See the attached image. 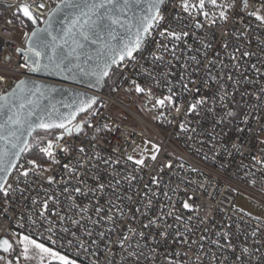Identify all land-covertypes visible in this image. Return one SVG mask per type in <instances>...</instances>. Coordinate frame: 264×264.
<instances>
[{"label":"built area","instance_id":"1","mask_svg":"<svg viewBox=\"0 0 264 264\" xmlns=\"http://www.w3.org/2000/svg\"><path fill=\"white\" fill-rule=\"evenodd\" d=\"M188 2L197 5L191 14L182 0H165L164 20L135 60L115 65L111 92L99 93L59 142L69 151L56 150L58 164L39 152L42 168L33 171L24 154L4 186L8 196L0 193V241L30 236L83 264H264V220L235 207L243 196L264 211V24L246 15H264V0H205L203 9L199 0ZM233 2L221 21L219 5ZM59 3L0 0V95L37 78L20 67L34 29L21 6L43 23ZM13 23L28 30L24 42L15 39ZM167 27L188 35L165 40L159 34ZM137 84L145 92L137 93ZM169 96L172 103H156ZM201 97L199 115H185ZM169 162L173 167L161 170ZM150 221L156 223L145 228Z\"/></svg>","mask_w":264,"mask_h":264},{"label":"snow or ice","instance_id":"2","mask_svg":"<svg viewBox=\"0 0 264 264\" xmlns=\"http://www.w3.org/2000/svg\"><path fill=\"white\" fill-rule=\"evenodd\" d=\"M241 2L242 4H246L247 0H241ZM144 3L145 0H60L57 7L49 12L48 19L44 21L46 27L36 29L28 37V49L24 53L26 63L20 65V67H27L30 72L48 71L50 69L71 72L72 68L69 66V58L75 57L79 59L81 50L85 47V42L96 43L98 40H101L100 31L104 29L108 35V39L104 41V48L108 50L110 55H108L102 68L91 73V75L96 77V82L99 84L101 79L108 75L110 65L118 63L117 56H119L120 62H123L125 58L129 61L135 60L134 53L143 46L145 35L150 34V30L155 26H159L160 22L164 20L161 6L165 4V0H147L146 7L143 6ZM211 3L216 5L217 0H211ZM43 6L40 5V7ZM204 6L205 0H199V8L203 9ZM182 7L185 12L191 14V9L196 8L197 5L190 4L188 0H182ZM219 7L221 9L219 18L221 21L226 22L229 18L228 11L235 7L234 2L220 4ZM65 10H69L70 18L61 29L62 35H53V24L57 16ZM21 11L33 23L36 22L29 5H22ZM129 13H131V16H129ZM203 15L208 19L207 12H204ZM246 15L254 16L257 21L264 24V15L259 14V11L249 12ZM215 22V19H212V23L215 24ZM196 27L200 28L202 25L197 23ZM120 28H123L125 33L131 35V38H128L127 35L123 37L117 35ZM159 35L165 40L180 41L188 33L183 28H179L178 30L177 28L167 27ZM58 40H62L63 43H58ZM113 40L118 42L123 40V42L120 43L119 47H114L111 44ZM65 47H67V51H65ZM163 47L167 48V45L164 44ZM49 49L51 50V54H49ZM29 53L32 55H29ZM98 55H105V53L99 52ZM243 55L248 56L250 53L245 52ZM153 56L154 59H160L154 53ZM41 57L45 58L47 63H42L41 59H39ZM192 59H195V57ZM66 61L69 63H65ZM253 67L255 66L253 65ZM41 87L43 86L37 85L33 89L29 86L28 82L21 80L11 93L0 95V113H3L5 116L4 123H0V173L4 174L0 176V193H3L5 197L8 196V191L4 187L6 176L9 170L16 166L14 161L19 158L20 153L28 148L27 141L23 139L25 134L31 135L36 128L42 129L45 133H51L54 129L63 130V135L54 136V139H49L46 145L39 147L40 153L44 157L49 158L52 164L59 163L57 149L64 152L69 151V146L61 145L59 142L64 140V135H72L73 128H69L67 125L75 118V114L67 118L60 117L59 122H57V120L52 119L51 114L45 116L37 112L35 110V106L38 104L36 93L39 92ZM185 88H187V85H185ZM135 91L142 93L145 92V89L137 84ZM40 95H44V93H40ZM165 101L172 103V97L158 99L156 103L163 106L165 105ZM94 103L95 98H91L87 102H82L79 105V111H86ZM204 103L205 100L203 97L194 103H190L185 110V115H199L197 109ZM175 111L180 113V108L176 107ZM227 115L231 117L235 116V113L230 111ZM33 116H35V120L31 119ZM179 127L181 131H188L184 123H181ZM74 129L77 133L83 131L80 124L75 125ZM192 131H195V129H192ZM241 131L243 130L241 129ZM153 148L155 153L160 151V148L157 146H153ZM79 152L84 153L85 149L81 147ZM128 159L133 160V157L129 156ZM150 159L151 161H156L157 155H151ZM28 163L32 166L33 171L42 168V165L37 160H29ZM133 163L140 168L147 166L144 158L135 159ZM64 167L68 168L69 166L64 165ZM163 167L171 168L173 165L169 162L163 165L161 170H163ZM72 170L74 171V169ZM43 171H49V169L43 168ZM21 175L27 178L29 171L25 170ZM48 181L51 183L52 177L49 176ZM98 188L100 191H103L104 185L99 184ZM75 191L80 192L81 189L76 188ZM183 207L185 209H191L192 205L185 201ZM97 211H100V209H97ZM176 219L179 220L181 217L176 216ZM155 223L156 221H150L144 227L148 228ZM129 231L132 230L129 229ZM141 235L143 234L141 233ZM161 235L163 236L165 234L161 232ZM225 239H227V234H225ZM20 243L23 245L25 259L38 257L40 264H45V261H47V264H53V262H57V264H75L74 260L69 259L51 247H47L44 242H38L30 236H23ZM121 245L123 246L122 242ZM0 247L7 252L12 246L7 240H4L0 242ZM247 251V249H244V252Z\"/></svg>","mask_w":264,"mask_h":264},{"label":"water","instance_id":"3","mask_svg":"<svg viewBox=\"0 0 264 264\" xmlns=\"http://www.w3.org/2000/svg\"><path fill=\"white\" fill-rule=\"evenodd\" d=\"M143 6L144 7L147 6V0H145V3ZM129 16H131V13H129ZM69 18H70L69 10H65L64 12H62L60 15L57 16L56 21L53 24V35H56V36L62 35L61 29L68 22ZM35 20H36L35 23H33L30 20L34 27L32 32L35 31L36 29H43L46 27L44 22L40 23L36 18ZM117 35L121 37L127 35L128 38H131V35L125 33V30L123 28H120L118 30ZM147 35L148 34L145 35V39ZM100 36L102 37V39L98 40L96 43L85 42V47L84 49L81 50L79 59H76L75 57L69 58V61H70L69 66L72 68L71 72H67V71L61 72V71L50 69L48 71L35 72V75L37 77L35 79H23L24 81L28 82L29 86L33 89H35V86L37 85L43 86L40 88L39 92L36 93L38 104L35 106V110L37 112L45 116H47L48 114H51L52 119L57 120V122H59L60 117L67 118L70 115L75 114V118L71 121L70 124L67 125L70 128V126L73 123H75L79 117L87 114L98 103L99 101L98 94L104 91L106 87V81L111 76L112 71L115 65L117 64V63L111 64L108 69V75L103 77L100 83L97 84L96 77L94 75H91V73L99 70V68H102L105 60L108 58V55H110L108 50L104 48V41L108 39L107 31L102 29L100 31ZM49 39H51V37H49ZM122 42L123 40L119 42L116 40H113L111 41V44L114 47H119L120 43ZM58 43L62 44L63 41L58 40ZM65 51H67V47H65ZM99 52H104L105 55H98ZM49 54H51L50 49H49ZM39 59H41L42 63H47V60L45 58L41 57ZM116 59L119 63L120 62L119 56H117ZM65 63H69V62L66 61ZM77 65H79V67H77ZM18 83L19 81L15 84V86L10 91H8L7 93L3 95H7L11 93L16 88V85ZM40 93H44V95H40ZM91 98H95V103L92 104L91 108H88L86 111H79V105L82 102H87ZM31 119L35 120V116L31 117ZM4 120H5L4 114L0 113V123H4ZM54 130L63 131L62 129H54ZM40 131H43V130L36 128L31 133V135H28V134L24 135L23 139L27 141L28 147L34 135ZM27 149L21 152L19 155V158L14 161L16 166L18 165L19 161L26 153ZM14 168L9 170L6 176V183L10 177L11 172L14 170ZM3 175H4L3 173H0V176H3ZM4 240H7L12 247L7 252H5L2 247H0V251L4 252L5 254L12 253V250L14 247L12 241L8 238H3L0 242Z\"/></svg>","mask_w":264,"mask_h":264},{"label":"rangeland","instance_id":"4","mask_svg":"<svg viewBox=\"0 0 264 264\" xmlns=\"http://www.w3.org/2000/svg\"><path fill=\"white\" fill-rule=\"evenodd\" d=\"M9 27L15 31V39L17 41H19V42L25 41V39L28 35V30L25 27H22L16 23L10 24ZM59 134H61L60 131L56 130V133H54V135L52 137H49L48 139H51L54 136H57ZM235 207L239 211H241L242 213L247 214L248 216H251V217H254V218H257L260 220H264V211L260 207L250 203L249 200L243 196H240L236 200ZM21 238H22L21 236L19 237V239H16L14 237L12 238L13 243H14V249H13L12 253L6 254L5 256H3L0 253V264H40L38 257H34L31 259H25L24 254H23V245L20 243ZM37 241L40 242L39 240H37ZM45 245L47 247H51L50 245H48L46 243H45ZM51 248L53 250L57 251L55 248H53V247H51ZM60 254H62V253H60ZM62 255H64V254H62ZM68 258L71 259L70 257H68ZM45 264H47V261H45ZM53 264H57V262H53ZM75 264H83V263L75 261Z\"/></svg>","mask_w":264,"mask_h":264},{"label":"trees","instance_id":"5","mask_svg":"<svg viewBox=\"0 0 264 264\" xmlns=\"http://www.w3.org/2000/svg\"><path fill=\"white\" fill-rule=\"evenodd\" d=\"M116 81V70L113 69L111 76L106 81L105 92H111V87ZM56 133V130L51 133H45L43 131L37 132L31 140V143L26 151V156L32 160L40 162L41 156L39 155V147L43 146L49 137H52Z\"/></svg>","mask_w":264,"mask_h":264},{"label":"crops","instance_id":"6","mask_svg":"<svg viewBox=\"0 0 264 264\" xmlns=\"http://www.w3.org/2000/svg\"><path fill=\"white\" fill-rule=\"evenodd\" d=\"M23 237V236H22ZM13 245H14V243H13ZM13 249H14V247H13ZM13 251V250H12ZM0 253L3 255V256H5L6 254L4 253V252H2V251H0Z\"/></svg>","mask_w":264,"mask_h":264}]
</instances>
